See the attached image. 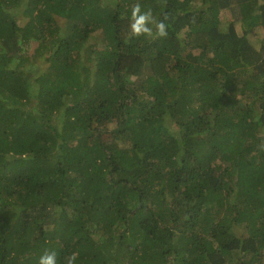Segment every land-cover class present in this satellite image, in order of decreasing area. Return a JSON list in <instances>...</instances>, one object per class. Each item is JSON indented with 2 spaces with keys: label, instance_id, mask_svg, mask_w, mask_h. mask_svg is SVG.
Segmentation results:
<instances>
[{
  "label": "trees",
  "instance_id": "16d2710c",
  "mask_svg": "<svg viewBox=\"0 0 264 264\" xmlns=\"http://www.w3.org/2000/svg\"><path fill=\"white\" fill-rule=\"evenodd\" d=\"M257 30L264 0H0V264H264Z\"/></svg>",
  "mask_w": 264,
  "mask_h": 264
},
{
  "label": "clouds",
  "instance_id": "9594fccd",
  "mask_svg": "<svg viewBox=\"0 0 264 264\" xmlns=\"http://www.w3.org/2000/svg\"><path fill=\"white\" fill-rule=\"evenodd\" d=\"M168 16L163 19L156 20L153 17L151 8L142 11L141 4L136 3L132 6L130 17V32L132 37L139 38L141 36L149 38H166L168 35L167 29ZM155 29V32L153 31ZM67 264H73L75 254L66 258ZM38 264H58L57 253L55 250H45L40 256Z\"/></svg>",
  "mask_w": 264,
  "mask_h": 264
},
{
  "label": "rangeland",
  "instance_id": "374dc122",
  "mask_svg": "<svg viewBox=\"0 0 264 264\" xmlns=\"http://www.w3.org/2000/svg\"><path fill=\"white\" fill-rule=\"evenodd\" d=\"M221 18L223 22L229 21V19H231L230 15L225 12L221 14ZM235 27L238 33L241 32V28L238 23L235 25ZM255 33V36H253L251 39L255 43V45L258 46L261 41H264V32H262L261 30H257Z\"/></svg>",
  "mask_w": 264,
  "mask_h": 264
}]
</instances>
